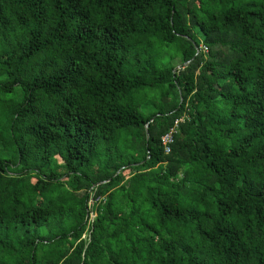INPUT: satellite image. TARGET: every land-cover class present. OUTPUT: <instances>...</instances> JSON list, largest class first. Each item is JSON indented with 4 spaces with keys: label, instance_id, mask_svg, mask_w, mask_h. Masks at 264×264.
Masks as SVG:
<instances>
[{
    "label": "trees",
    "instance_id": "trees-1",
    "mask_svg": "<svg viewBox=\"0 0 264 264\" xmlns=\"http://www.w3.org/2000/svg\"><path fill=\"white\" fill-rule=\"evenodd\" d=\"M0 264H264V0H0Z\"/></svg>",
    "mask_w": 264,
    "mask_h": 264
},
{
    "label": "built area",
    "instance_id": "built-area-1",
    "mask_svg": "<svg viewBox=\"0 0 264 264\" xmlns=\"http://www.w3.org/2000/svg\"><path fill=\"white\" fill-rule=\"evenodd\" d=\"M203 48H204V51H205L206 53L209 52V48H206V47H203ZM172 137H173V136H172V133L166 135V136L163 138L164 144H165V145H168L169 143H172V142H173V138H172ZM169 150H170V149H167V152H169ZM95 217H96V216L93 215V219H92L93 223H94V221H95Z\"/></svg>",
    "mask_w": 264,
    "mask_h": 264
},
{
    "label": "water",
    "instance_id": "water-1",
    "mask_svg": "<svg viewBox=\"0 0 264 264\" xmlns=\"http://www.w3.org/2000/svg\"><path fill=\"white\" fill-rule=\"evenodd\" d=\"M179 68H180V66H177V67H176V69H179ZM147 128L149 129V125L147 126ZM148 132H149V131H148ZM105 182H106V181H105Z\"/></svg>",
    "mask_w": 264,
    "mask_h": 264
}]
</instances>
